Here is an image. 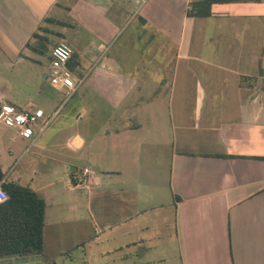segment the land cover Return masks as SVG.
<instances>
[{
  "label": "crops",
  "instance_id": "obj_1",
  "mask_svg": "<svg viewBox=\"0 0 264 264\" xmlns=\"http://www.w3.org/2000/svg\"><path fill=\"white\" fill-rule=\"evenodd\" d=\"M194 1L0 0V109L58 112L33 142L0 123L5 180L46 203L43 254L0 264L81 250L67 223L109 233L113 264H264V0ZM60 42L70 97L49 79Z\"/></svg>",
  "mask_w": 264,
  "mask_h": 264
},
{
  "label": "trees",
  "instance_id": "obj_2",
  "mask_svg": "<svg viewBox=\"0 0 264 264\" xmlns=\"http://www.w3.org/2000/svg\"><path fill=\"white\" fill-rule=\"evenodd\" d=\"M238 0H199L191 3L189 17H209L214 4ZM259 1V0H256ZM220 157L235 158L230 155ZM257 159H264L258 157ZM0 186L8 198L0 204V259L42 255L45 201L30 187L6 181L0 169Z\"/></svg>",
  "mask_w": 264,
  "mask_h": 264
},
{
  "label": "built area",
  "instance_id": "obj_3",
  "mask_svg": "<svg viewBox=\"0 0 264 264\" xmlns=\"http://www.w3.org/2000/svg\"><path fill=\"white\" fill-rule=\"evenodd\" d=\"M136 1L140 5L147 2V0ZM72 55V48L65 42L58 43L51 51L50 83L59 90H65L67 97H70L80 85V83L73 81V76L68 69V63ZM57 114L58 112H55L45 119V114L42 109L18 111L13 107L4 106L0 109V123L16 130L24 140L33 142L55 119ZM41 121L42 125L40 130L36 133L35 127L40 126ZM84 173L88 174L89 172L85 169ZM7 198L6 192L0 186V204L6 201Z\"/></svg>",
  "mask_w": 264,
  "mask_h": 264
},
{
  "label": "rangeland",
  "instance_id": "obj_4",
  "mask_svg": "<svg viewBox=\"0 0 264 264\" xmlns=\"http://www.w3.org/2000/svg\"><path fill=\"white\" fill-rule=\"evenodd\" d=\"M47 116L48 115H46V117ZM159 116H160V113L157 112V119H159ZM0 127H1V129L3 128L2 130H4L7 134H9L11 132L10 130H8V128L5 129V127H3V126H0ZM161 135H163V134H161ZM161 135L157 133V136H161ZM165 136L167 137V132L165 133ZM19 142H21V141L19 140L18 144L20 145V148H22V150H23L25 148V146L27 145V142H21V143H19ZM162 151H164L163 147L162 148H159V147L156 148V154L158 156L161 155L157 158L156 163L161 164V166L163 164H165V162L167 163V161L163 158V152ZM28 159H29V156H27L22 161L17 160L14 163H12V164H14L12 167V171L18 172V171L22 170L26 166ZM12 176H14V175H12ZM163 190L164 189H162V191ZM165 200H167V199L164 196L163 192L159 195L157 193V196H156V202L157 203H164ZM58 227L63 228V229H71V228H76L75 230L81 229V233L84 234V238L86 239V243H84L81 246V250L71 249V247H70V249H67L65 251V254H63V255H60L58 253L56 246L51 247V249H49V251L51 253L54 252V255L52 257V260H49V262L45 263V264H113L110 261L112 259L117 258V256L113 252V250L117 247V243L112 239V236L109 233L103 232L102 229L99 227V225H97V228H95L94 225H90V224L71 225L70 223L69 224L67 223V224H63V225H58ZM96 231L98 232V234L101 231V235H96ZM91 239H93V240H91ZM106 252H111L110 257L100 255L102 253L105 254ZM86 255H88V257H86Z\"/></svg>",
  "mask_w": 264,
  "mask_h": 264
},
{
  "label": "water",
  "instance_id": "obj_5",
  "mask_svg": "<svg viewBox=\"0 0 264 264\" xmlns=\"http://www.w3.org/2000/svg\"><path fill=\"white\" fill-rule=\"evenodd\" d=\"M138 21H140L141 23L145 22L141 17L138 18Z\"/></svg>",
  "mask_w": 264,
  "mask_h": 264
}]
</instances>
